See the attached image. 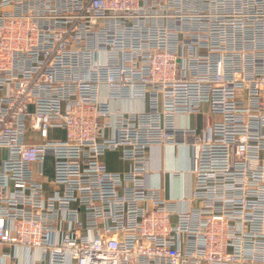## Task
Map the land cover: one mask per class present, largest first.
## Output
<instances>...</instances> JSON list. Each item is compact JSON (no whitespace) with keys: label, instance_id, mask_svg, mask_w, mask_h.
<instances>
[{"label":"built area","instance_id":"built-area-1","mask_svg":"<svg viewBox=\"0 0 264 264\" xmlns=\"http://www.w3.org/2000/svg\"><path fill=\"white\" fill-rule=\"evenodd\" d=\"M0 264H264V0H0Z\"/></svg>","mask_w":264,"mask_h":264},{"label":"crops","instance_id":"crops-1","mask_svg":"<svg viewBox=\"0 0 264 264\" xmlns=\"http://www.w3.org/2000/svg\"><path fill=\"white\" fill-rule=\"evenodd\" d=\"M140 106L141 104L139 102L125 103L126 109H133ZM204 110L207 112L208 107L205 106ZM179 121L182 123L181 120ZM190 123L197 128H201L203 119L200 116H195L191 119ZM148 155L150 158V173L148 178L149 184L156 187H162V194L166 199L175 197L178 198L181 196L191 198L193 178L189 172V150L185 147H172L166 145L153 147L149 150ZM102 160L107 166L108 170L112 172H125L129 169V164L120 158L118 152H108ZM34 168L37 169V164L34 165ZM45 168L46 178L49 180L53 177V160L51 158L45 162ZM47 170L50 172V174L47 173ZM50 190L51 188H48V191ZM191 205L194 206L196 203L194 202V204ZM191 205L188 203L184 205V207L189 208ZM4 251L14 252V248L5 246ZM22 258L23 261H25L23 252Z\"/></svg>","mask_w":264,"mask_h":264},{"label":"rangeland","instance_id":"rangeland-1","mask_svg":"<svg viewBox=\"0 0 264 264\" xmlns=\"http://www.w3.org/2000/svg\"><path fill=\"white\" fill-rule=\"evenodd\" d=\"M47 167V166H46ZM47 173L50 174V172L47 170ZM50 176V175H49Z\"/></svg>","mask_w":264,"mask_h":264}]
</instances>
